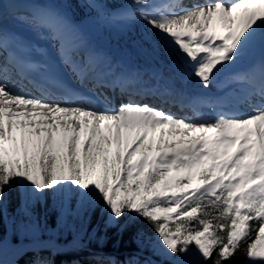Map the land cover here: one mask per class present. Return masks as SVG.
Masks as SVG:
<instances>
[{"label": "snow or ice", "instance_id": "obj_1", "mask_svg": "<svg viewBox=\"0 0 264 264\" xmlns=\"http://www.w3.org/2000/svg\"><path fill=\"white\" fill-rule=\"evenodd\" d=\"M14 3L28 13L16 19L52 51L0 26V213L10 230L13 190L26 218L16 223L21 236L39 235L32 208L51 193L58 229H73L69 216L82 218L102 204L110 223L131 216L151 225L154 251L171 264H232L242 248L249 264H264V56L247 71H232L264 53V0H205L191 8L181 0H127L116 13L90 0L101 20L143 24L145 39L160 44L153 54L162 52L177 76L223 90L194 98L218 110L201 119L132 98L116 107L87 100L66 85L65 71L122 93L145 72L157 81L162 73L141 71L126 57L114 63L52 5ZM33 76L42 96L19 86L35 84ZM50 89L64 97L49 98ZM163 95L183 99L171 87ZM8 247L0 239V256Z\"/></svg>", "mask_w": 264, "mask_h": 264}, {"label": "rangeland", "instance_id": "obj_2", "mask_svg": "<svg viewBox=\"0 0 264 264\" xmlns=\"http://www.w3.org/2000/svg\"><path fill=\"white\" fill-rule=\"evenodd\" d=\"M0 1L5 4L7 2L10 9L13 11H19L15 6L14 0ZM28 2L45 5V3H41L36 0H28ZM113 24L116 30V39H119L117 45H122V43L126 45L122 49H116V47L110 45H99L97 43V39L94 36L92 38L88 25H74L78 26L83 31L86 39L95 48L110 55L114 62H118L119 57L123 56L130 61L129 64L131 66L142 67H139L141 71L147 67L148 69L154 68L151 66H155L158 70L164 68L172 70L171 66L165 62H169V60H166L162 52L159 56L153 54V49H159L160 44L157 37H151L148 40L145 39L143 24L137 21L124 22L120 20H116ZM139 46H141L143 50H147L145 51L147 53V58L143 57L137 51V47ZM138 61L141 62L140 65L137 64ZM159 64L160 66H156ZM147 75L149 74L145 72L143 77H147ZM157 83H164V85H166L165 82ZM180 84L178 83L174 87H176V89H181L183 85ZM57 203H59V198H57ZM20 206V195L18 191L13 190L10 193V198L7 202V221L15 222L11 224V230L9 223L6 222L5 234L3 237H0V239L13 242L28 241L30 239L43 242L51 241L52 245H50L51 247L49 248L52 249V252H67L71 262L74 259V256L77 255L76 253H78V255L83 254L84 256L91 258L95 264H122L124 261V252L127 251L124 250V248L130 246V240H132L131 245H133L135 250L129 251L130 254L128 257L131 260L138 261L140 264H171V259L169 257L159 255L156 251H154L153 244L157 242L155 233L153 232L152 226L142 218L126 216L118 222L110 223L107 212L102 210V204H98L94 207L86 208L82 218L69 216L67 220L70 224L74 225L73 229H58L57 217L59 216V211L57 207L53 206V197L51 193H49L44 198L43 202L36 203L34 208H32V211L35 212L40 221L41 227L39 235L21 236L16 230V223H18L22 218H26L22 217L18 212ZM72 207L73 209L75 208V201H73ZM117 226L124 228L128 232L123 239L121 252H118L120 249L118 248V245H114L112 247L113 250L108 252L100 250V248L108 241V229H113ZM135 232L136 236L134 235ZM44 246L45 245H42V248H46ZM35 254L36 258H41V255H39L38 252ZM74 261L77 263V258H75L73 262ZM243 264H249L247 258Z\"/></svg>", "mask_w": 264, "mask_h": 264}, {"label": "trees", "instance_id": "obj_3", "mask_svg": "<svg viewBox=\"0 0 264 264\" xmlns=\"http://www.w3.org/2000/svg\"><path fill=\"white\" fill-rule=\"evenodd\" d=\"M56 7L61 8L65 13H67L72 19L77 20L80 17L83 16V14L86 11V7L83 4V0H50ZM120 1L122 0H105V3L107 5L108 11H112L116 6L119 5ZM121 224V222H120ZM6 229V220L2 213H0V237H3L5 234ZM108 241L106 242V245L102 247L104 251H110L113 250L111 246L118 245V247L121 250L123 239L127 235V231L124 228H120V226H117L113 229H108ZM136 236V232L134 234ZM134 236V237H135ZM131 242L130 240V246L127 247V249H131ZM42 255H44L45 260H35L31 257L24 258L19 264H63L61 262V259L59 256H54L52 254H48V252H41ZM245 255L243 254V248L241 252H238L236 254V257L233 259L232 264H242V262L245 259Z\"/></svg>", "mask_w": 264, "mask_h": 264}, {"label": "bare ground", "instance_id": "obj_4", "mask_svg": "<svg viewBox=\"0 0 264 264\" xmlns=\"http://www.w3.org/2000/svg\"><path fill=\"white\" fill-rule=\"evenodd\" d=\"M194 0H188V2H193ZM44 43L47 45V46H50L49 42L48 41H44ZM261 53L259 50L256 51L252 57L249 58V60L245 61L243 64L237 66L235 69H233L232 71L233 72H243V71H247L248 70V67H246V65H249V64H255L253 61H254V58L256 57H259L261 56L262 54H259ZM163 59V58H162ZM165 60V59H164ZM167 60V59H166ZM166 63H168L169 66L170 65V62L168 61H165ZM164 62V63H165ZM250 67V66H249ZM155 68V67H154ZM161 73H162V79L169 85V86H175L177 85L178 83L180 84H186L188 85L189 87H192L191 89L193 90H198V91H204V92H212V93H217L218 91H222V89H218L215 85L211 86L210 89H204L202 88L200 85H198L196 82L192 81V80H184L182 78H180L179 76H177L172 70L170 69H160L159 70ZM233 87H236V88H239L240 86L239 85H234ZM160 104V102H158ZM169 106V105H167ZM171 107V106H170ZM191 118L193 119H196L195 116H192ZM10 250L12 251L13 247L9 246ZM9 248L5 251V252H8L9 254L11 253L9 251ZM15 252H17L18 250H14Z\"/></svg>", "mask_w": 264, "mask_h": 264}, {"label": "water", "instance_id": "obj_5", "mask_svg": "<svg viewBox=\"0 0 264 264\" xmlns=\"http://www.w3.org/2000/svg\"><path fill=\"white\" fill-rule=\"evenodd\" d=\"M90 3V0H88V4ZM8 241V240H7ZM9 246L13 247L12 251L9 248L10 254L8 252H4L2 256H0V260L7 261L8 264H14L17 262L21 257L24 255L34 251L36 248H34V240H28V241H8ZM14 250H18L15 252Z\"/></svg>", "mask_w": 264, "mask_h": 264}]
</instances>
